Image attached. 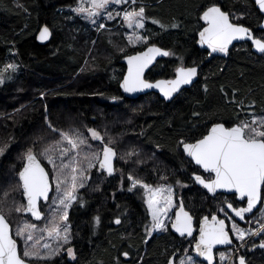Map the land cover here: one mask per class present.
I'll list each match as a JSON object with an SVG mask.
<instances>
[{
    "label": "trees",
    "instance_id": "obj_1",
    "mask_svg": "<svg viewBox=\"0 0 264 264\" xmlns=\"http://www.w3.org/2000/svg\"><path fill=\"white\" fill-rule=\"evenodd\" d=\"M76 2L0 0V70L9 61L17 66L15 70L2 68L4 83L0 84V147L7 145L0 155V211L11 219L3 203L11 209L13 204L1 198L6 196L13 203L17 198L21 203L24 200L18 172L29 148L47 166L55 182V173L42 153L61 135L49 133L45 116L56 125L71 121L58 127L76 126L78 134L94 129L104 137L103 143L111 141L110 146L118 151L116 174L109 176L96 166L98 174L93 178L90 172L88 184L78 190V199L69 208V244L76 259L63 255L51 261L32 258L31 262L167 264L172 255L177 257L182 251L186 240L169 228L151 234L144 190L137 186L129 191L128 176L132 172L152 185L162 181L187 185L182 199L197 219L223 215L220 209H226L225 200L235 206L243 204L236 196L212 197L197 186L192 174L203 172L185 156L180 141L199 139L217 122L232 126L241 119L250 120V113L264 114V55H257L250 42H243L233 47L228 57L205 62L208 53L196 44L203 27L200 17L211 4L220 5L233 22L250 27L260 38L264 37L259 27L263 16L253 0H136L135 4L128 0L127 6H143L147 17L144 33L149 42L133 47L125 33L123 37L112 36L109 30L113 29L98 30L82 24L81 17L67 10ZM153 19L165 28L152 23ZM117 22L119 18L110 24ZM44 24L52 29L47 44L37 41ZM174 24L177 27H172ZM119 28L125 31L123 26ZM148 44H158L175 55L160 60L147 78H173L182 57L183 64L201 65L199 80L171 102L157 93L137 100L126 98L120 88L126 70L123 58ZM91 142V152L102 149L101 141ZM141 151L142 164L137 159ZM53 191L51 197L56 195ZM97 215L99 226L94 221ZM256 215L249 224L254 226L258 221ZM47 216L40 223L24 218L43 226ZM117 218L120 224L115 223ZM234 241L238 247L236 237ZM244 252L240 253L246 255L248 264H264L263 250Z\"/></svg>",
    "mask_w": 264,
    "mask_h": 264
},
{
    "label": "snow or ice",
    "instance_id": "obj_2",
    "mask_svg": "<svg viewBox=\"0 0 264 264\" xmlns=\"http://www.w3.org/2000/svg\"><path fill=\"white\" fill-rule=\"evenodd\" d=\"M128 0H87L89 7H84L85 0H81L80 6L74 9L77 13H87V18L91 19L100 14L101 10H107L110 4H125ZM135 4L136 0H132ZM259 6V10L264 12V0H255ZM127 27L133 29L132 35L128 37L129 43L143 42L147 43L148 37L137 34L136 29H144L145 8H133L131 11L125 9L123 13L116 12L115 16L112 12H107V18L113 20L116 16H121ZM206 27L199 32V44L207 46L211 53L221 52L227 53L228 47L234 40L249 39L258 49L264 53V37L256 39L253 37L249 28L232 22L229 13L222 11L221 7L216 4H211L206 7L200 17ZM95 23V20H92ZM152 23L160 24L161 28L165 25L160 21L153 19ZM105 27L100 24L99 28ZM177 27V25H172ZM51 36V32L47 26L43 27L39 34L41 41L47 40ZM175 55L165 51L155 45L148 46L145 51L137 52L134 55H127V74L123 77L121 87L126 93H136L145 89H159L163 98L171 100L174 94L181 91L182 86L193 83L197 76V67H185L183 58L181 63L175 69V78L167 80H156L154 83L145 79V70L153 64L157 56ZM195 63V62H194ZM16 65L8 64L4 71L9 68L15 70ZM4 83L3 73L0 72V84ZM113 99H116L115 97ZM198 115V114H196ZM251 119H241L230 127H226L224 123H214L207 134H203L195 142L180 141L183 146V151L188 157L200 166L208 177L193 173L195 182L202 185L209 193L215 194L217 189H226L232 192L233 196L238 194L241 202L246 199V207H233V203H227V207L231 209L236 217L241 220L245 218V213H251L258 204L262 202V190H264V116H256L249 114ZM51 127V125H50ZM55 130V129H54ZM92 139L99 140L103 143L104 137L94 129H89ZM62 141H66L69 147L60 149V156H66L69 151L76 150V156L80 155L79 149L81 145L86 144V138L80 134L69 135L68 133H60ZM61 143L60 141L57 142ZM111 141L103 143L102 149L92 151L84 156L88 162V168L91 169L98 165L100 170H104L108 175L114 172L113 158L116 156L115 150L110 147ZM5 147H0V155H3ZM55 151L53 148H46L44 155L48 163L52 165V171L55 173V192L56 197L53 200L55 204L58 201V207L52 215V219L45 228L40 229L41 233L47 232L49 238L56 240L57 247L52 248L48 243L43 244L44 249H49L45 254L39 251V240L34 237V232L37 231V225L34 223L25 222L22 226H17L15 233L12 232L10 224L5 215L0 212V264H31V259L51 261L56 255H59L62 244L69 243L68 209L73 202L78 199V189L85 186L84 180L90 177L85 175V170L79 167L80 161L73 158L68 164L61 160L60 165L56 164V160L50 154ZM25 163L22 169L18 172L20 187L22 194L27 198V204H20L15 207L16 212H29L37 220H40L43 213L40 210V201L49 200V192L52 190V185L49 181V173L45 167L41 165L32 148H29L24 154ZM73 164L75 166H73ZM71 168L70 172L66 170ZM131 181L132 191L140 186L144 190L148 211L151 214V228L164 229L166 227L164 218L168 216L169 211L174 207L173 194L171 187H152L144 183L142 180L135 179L131 175L128 176ZM220 211H224L223 208ZM227 219L232 217L224 212ZM175 220L172 223V228L175 229L181 236H193V217L185 210L184 204L181 201L178 210L174 213ZM95 225L99 226L101 220L97 215L94 217ZM116 224H120V219L115 220ZM199 239L195 243V251L199 257H203L208 264H212L214 259L213 249L216 245H230L232 239L229 236V231H226L224 219H217L215 215L209 218L205 216L202 221H199ZM147 229V225L145 226ZM231 231L236 234V238L243 241L245 238V230L240 228L235 222L231 225ZM264 232V225L261 229L252 233L258 235ZM20 238L23 244L18 242ZM195 239V237H193ZM31 242V243H29ZM264 248V242L260 244ZM67 255L73 260L76 259V254L73 248H67ZM128 255L127 252L124 253ZM220 257L224 259V253H220ZM169 264H172L170 261ZM180 264H197V261L188 256L181 260ZM202 264V262H201ZM239 264H245V258H239Z\"/></svg>",
    "mask_w": 264,
    "mask_h": 264
},
{
    "label": "rangeland",
    "instance_id": "obj_3",
    "mask_svg": "<svg viewBox=\"0 0 264 264\" xmlns=\"http://www.w3.org/2000/svg\"><path fill=\"white\" fill-rule=\"evenodd\" d=\"M80 4H81V0H77L76 4L74 6L68 7L67 10L71 11L75 16L81 17L83 19L81 21L82 24H84V25H86L88 27H97L98 30L113 29V30H109L111 32L112 36L115 35V34H119L120 36L123 37V33H125V36L128 39V37L130 35H132L133 29H130V28L127 27V24L123 21L122 15L121 16H116V18H119V22H117L116 24H110L116 18L113 19V20H109L107 18V12L110 11L115 16L116 12H121V14H122L125 9L131 11L134 8L132 5H128L127 6V3L120 4V5L110 4L109 7L107 8V10H101L99 15L94 16L91 19H89V18H87V13H77V12L74 11V9L77 8L78 6H80ZM89 6L90 5L87 3V0H85L84 7H89ZM92 20H95V23H93ZM100 24H104L105 27L99 28ZM121 26H123L125 28L124 32L122 31V28H119ZM135 31L137 32V34H139L141 36L148 37V35L144 33V29H136ZM148 42H149V37H148L147 43ZM130 44L133 45V47H134L136 45L143 44V42L130 43ZM8 64H10V61L8 63H6V65H8ZM2 68H5V65H3ZM2 68H1L0 72H2ZM261 116H264V114L261 115ZM45 120H46L45 124L47 125V127H50V125H51L49 133H51L52 135L55 134L54 137H56V135H60L61 132L68 133L69 135L77 134L76 126L70 127V128H65V129L58 127V126H68L69 125L68 123L71 122V121L66 122L67 124H64V125H56V124L52 123V121L50 120V118L48 116H45ZM80 135L83 138H86V144L80 146V149H79L80 155L78 157L76 156V150H71V151H69V153L66 156L61 157L60 156V149L64 148V147H69V146L67 145L66 141H62V138L58 140V141L61 142V143L58 144L57 143L58 141H55L54 137H53L54 140H53V144H52L53 147L52 148L55 149V151L51 152L50 154L56 160V164L58 166L60 165L61 160H63V163H65V164H68L70 161L73 160V158H75L76 160H79L80 161L79 167L85 170V175L88 176V175H90V172H92V175H93V178H94V176L98 174V173H96L98 168H99L98 165H97L98 168L97 167H93V168L89 169L88 168V162H87V160L84 159L85 154H87L88 152L91 153L90 150H92L93 147H94V145L91 142V139H92L91 133L90 132L89 133L87 132L85 134L80 133ZM141 153H142V151L139 152L138 156H137L138 161H141L140 164L144 163V161H142V159H141ZM44 159L48 163V160H47V158L45 156H44ZM49 165L52 167L51 164H49ZM73 166H75V165L73 164ZM122 167H124V164H122ZM70 169L71 168L67 169L66 171L70 172ZM130 175L133 178H135V179L139 178L137 176H134V174L132 172H131ZM206 175H208V174H206ZM84 184H85V186L88 184V179L84 180ZM149 185H151L154 188L157 187V186H161V187H165V188L171 187L172 194H173V204H174V207L169 211L168 216L164 218L165 225H166V227L164 229H152L151 228V214L149 212L151 234L158 235L161 232H164L167 228H169L170 231H171L170 226H171V224L174 221V217H175L174 213H175V210H176L177 206L179 205V198H183V190L186 189L187 185L179 184L178 186H176L174 184H170V183H167L165 181H162V182L158 183L157 185H154V184L153 185L149 184ZM79 189H81V188H79ZM54 190H55V182H54ZM52 196H53V194H52ZM55 197H56V195L54 197H51V199L48 201L49 202L48 204L47 203L46 204H42V210H44V213H46L45 215H48V216H47V218H46V220L44 222V225L43 226L37 225V231L34 232V237L39 240L38 247H39V251L42 252V255L49 251V249H44L43 248V244L48 243L49 245H51L52 248H56L57 247V243H58L56 240H54L52 238H49L48 235H47V232L41 233L39 231L41 228H45V226L50 223V221L52 219V215H53V213L55 212V210L58 207V201L55 204L53 203V200L55 199ZM23 198H24V196H23ZM2 200L4 202H8L9 204H13V207L11 209V208H9L7 203H3L4 206H5V209L10 213L11 219L7 215H5L4 213L3 214L8 219V221L11 223L14 233H15V230H16L18 225L22 226L25 222L30 223L26 219L27 218H31V217L25 215L27 218H24V214H22L23 213L22 211L21 212H16L14 210L15 207L19 206L20 204L26 205L25 200H23V202L21 203L19 201V198H17L16 202L13 203V201L9 202L7 200L6 196L1 198V201ZM1 204H2V202H1ZM44 206L46 207V209H44ZM224 212L228 213V211L226 209H224L223 215H224ZM20 213L23 216H21ZM68 214H69V209H68ZM228 215H229V213H228ZM230 217H232V216H230ZM44 219H45V217L41 221H43ZM199 219L200 218L196 219L197 231H196V234L194 236L195 239H193V238L189 239L188 237L182 238V239L186 240V243H183L185 247L183 249H181L182 251H180V253L177 252L176 264H180V261L186 259V257H188V256L193 257L197 261V264H201L202 261L198 260L192 253L193 243L196 240V235L199 232V230H198ZM256 219L260 223V225L257 226V227H253V225L251 223L249 225H244V226H239L238 225L240 228L245 230V238H244V240L241 241V240L237 239V241L239 242L238 247L224 248V249L217 250V252H216V254H217V264H236L235 261L237 259L238 250L240 248H242L243 246H246L250 242L251 238L254 236L252 233L258 232L261 229V226L264 225V201L262 202V207L260 208V210L258 211V213L256 215ZM34 222L40 223L39 221H34ZM233 222H235V219H233V217H232V219L230 220V226L232 225ZM69 231H70V229H69ZM234 236L236 237L235 233H234ZM70 238H71V236H70V233H69V243H70ZM20 241H22V240H20ZM22 243H23V241H22ZM29 243H31V242H29ZM59 243L62 244V247L60 249L59 255H56L54 258H59V257H61L63 255H66V258H68L70 260H73L71 257H69L67 255V251H66L67 248H69V247L73 248V247L70 246L69 243L63 244L62 241H60ZM221 252L224 253V259L223 260L220 257V253ZM178 254H179V256H178ZM202 264H205V263L202 262Z\"/></svg>",
    "mask_w": 264,
    "mask_h": 264
},
{
    "label": "water",
    "instance_id": "obj_4",
    "mask_svg": "<svg viewBox=\"0 0 264 264\" xmlns=\"http://www.w3.org/2000/svg\"><path fill=\"white\" fill-rule=\"evenodd\" d=\"M253 1H254V3H255V0H253ZM255 4H256V3H255ZM216 5H217V4H216ZM217 6L221 7L220 5H217ZM256 6H257V8L259 9V6H258L257 4H256ZM205 10H206V9H205ZM221 10H222V11H225V12H227V13H229L228 11L224 10L222 7H221ZM259 11H260V10H259ZM202 13H203V12H202ZM260 13H261L262 16H263V19H262V22H261V24H260L259 27H260V29L264 30V12H261V11H260ZM229 15H230V13H229ZM201 16H202V15H201ZM230 19H232V18H231V15H230ZM201 21H202V23H203V27H206L207 25L205 24V22H204L202 19H201ZM232 22H233V21H232ZM233 23H236V22H233ZM236 24H239V25H242V26H244V27L249 28V29L251 30L252 35H253L254 38H256V39H259V38H260V37L255 36V33H254L253 29H251L250 27H248V26H246V25H243V24H240V23H236ZM45 26H47V27L49 28V30H50V32H51V36H50L47 40L41 41L38 37H39L40 31H41L42 28L45 27ZM203 27L201 28L200 31L203 30ZM200 31H199V32H200ZM199 32H198V35H197V41H196V44H197V46L200 47L201 49L207 51L208 54H207V57H206V59H205V62H208V61H210V60H212L213 58L218 57V56H220V57H228V55H229V53H230V50H231L233 47H235L237 44H240V43H243V42H250V43H251V48H252L253 52H255L257 55H264V53H261V52L258 51V49L255 47V45L252 43V40H249V39H247V38H245V39H240V40H234V41L232 42V44L229 45L227 53L216 52V53H211V55H209V53L211 52V50L208 49L206 45H205V46H202V45H200L199 42H198V41H199ZM51 38H52V29L50 28V26L47 25V24L42 25V26L40 27V29L38 30V33H37V41H38L39 43H41V44H47V43L51 40ZM152 45H155L156 47H159V48H161V49H163V50H165V51H169V52H170L169 49H166V48H164V47H161V46L158 45V44H148V45H146V47H145L144 49H142V50H140V51H145L146 48H147L148 46H152ZM140 51H138V52H140ZM136 53H137V52L132 53V54H128V55H134V54H136ZM126 56H127V55H126ZM126 56H124V58H123V62H124V64H125V66H126V70H125L124 76L127 74V60H126ZM166 57H168V56H157V57H156V59L154 60L153 64L150 65L149 68L145 70V79H147V80H149L150 82H153V83H154L156 80H167V79H174V78H175V76H174L173 78H156V79H152V80L149 79V78H147L148 73H149V72H150V71H151V70H152V69L158 64V62H159L160 60H162V59H164V58H166ZM183 65H184L185 67H197V76L194 78L192 84L182 86L181 91H183V90L186 89V88H190L193 84H195V83L199 80L200 70H201V65H187V64H183ZM124 76H123V77H124ZM122 80H123V78H122ZM122 80H121V82H120V88H121V91H122V93L124 94V96H125L126 98L130 99V100H137V99H139L141 96H143V95H147V94H149V93H157V94H159L160 97H161L162 99H164L165 101H167V102H171V101H173V100H174V99H175V98L181 93V91H180V93H178V94H174V95H173V98H172L171 100H167V99L163 98V95H162V93H160L159 89H145V90H143V91L136 92V93H126V92H124L123 88L121 87ZM217 123H223V122H217ZM224 124H225V123H224ZM212 125H213V124H212ZM212 125H211V126H212ZM225 126H226V127H230V126H227L226 124H225ZM210 128H211V127H210ZM210 128H209V129H210ZM206 134H207V133H206ZM193 142H195V141H193ZM109 146H110V145H109ZM110 147H112V146H110ZM112 148L115 150V152H116V156L113 158V161H112V163H113V168H114V172H113L112 175H109V176H114V175H115V171H116V161H117V158H118V152H117V150H116L114 147H112ZM181 149H182V151H183V146H182V145H181ZM183 153L185 154V156H186L187 158H189V159L191 160V158L188 157L187 153H185L184 151H183ZM36 156H37V154H36ZM37 159L40 160L41 165H42L43 167H45V170L49 173V181H50V184L52 185V190L49 192V200H50V198H51V196H52V193H53V189H54L53 181H52V176H51V174H50V172H49L47 166L42 162V160H41L38 156H37ZM191 161H192V160H191ZM25 162H26V161H25ZM25 162H24V163H25ZM192 162H193L194 165H196L194 161H192ZM196 166H198V165H196ZM198 167L201 169V171H202L203 173L208 174V173H206V172H205L200 166H198ZM101 171L107 173V172L104 171V170H101ZM107 174H108V173H107ZM195 174H197V175H202L203 177H205L204 174L199 173V172H196ZM205 178H206V177H205ZM192 179H193L194 183H195L197 186L201 187L204 191H206V192H207L210 196H212V197H216L218 194H224V195H226V196L233 195L232 192H229V191L226 190V189H217V191H216L215 194L209 193V192L207 191V189H205L202 185H200L198 182H195L193 174H192ZM235 196H236V199H237L238 201H240V200H239V196H238V194H236ZM263 199H264V195H263V190H262V202H263ZM24 200H25V202H26V204H27V198H26V197H24ZM49 200H48V201H49ZM48 201H44L43 199H41V201H40V210H41V212L43 213V216H42V218H41L40 220H37V219H36L35 217H33V216L31 215V213H29V212H24V211H23V214L26 215V216L31 217L34 221H41V220L45 217V213H44V211L42 210V204H46V203H48ZM181 201H182L183 204H184L185 210L188 211L189 214L192 215V217H193V228H194L193 236H187V234H185L184 236H181L178 232L175 231L174 228H172V226H170V228H171V231H172L175 235H177L178 237H180V238L188 237L189 239H192V238L195 236L196 231H197V227H196V217L191 213L190 210L187 209V207H186V205H185V203H184V201H183L182 199H180V202H181ZM180 202H179V204H180ZM240 202H241V201H240ZM243 202H245L244 205H241V206H235V205L233 204V207H236V208H239V207H246V206H247V205H246V199H245V201H243ZM262 202L256 206V208L253 210V212H251V213H245V218H244L243 220H241L239 217H236V216H235V213H234L231 209H229V208L227 207V203H226V210L228 211V213H229V214H230V215H231V216H232L237 222H239V223H241V224H245V223L247 222V219H248L249 217L253 216V215L258 211V209H259V208L261 207V205H262ZM230 203H232V202H230ZM178 206H179V205H178ZM178 206H177L175 212L178 210ZM213 215H215V216L217 217V219H224V220H225L226 231H229V236H230V238L232 239V243H231L230 245H216V246L214 247V249H213L214 259H213L212 264H217V254H216L217 250H219V249H224V248H231V247H234V246L236 245V243H235V241H234V237H233L234 235H233V233H232V231H231V229H230V223H229V221H228L225 217H222V216H220V215L217 214V213H215V214H213ZM213 215H211V216H210V215H204L203 217H201V218L199 219V221H202L203 218H204L205 216H207V217L209 218V221L211 222V217H212ZM6 219H7V218H6ZM7 220H8V219H7ZM174 220H175V217H174ZM8 222H9V221H8ZM173 222H174V221H173ZM9 224H10V228H11V230H12V232H13L12 225H11L10 222H9ZM171 225H172V224H171ZM198 230H199V226H198ZM198 239H199V232H198V234L196 235V240H198ZM196 240H195L194 243H193V250H192V253H193V255H194L198 260L202 261V262L205 263V264H208V262H207L206 260H204L203 257H199L198 254L196 253V251H195V243H196ZM241 256H243V257L245 258V264H248V258H247L246 256H244V255H240V256H238V258H237V264H239V258H240ZM125 257L127 258L128 255L125 256ZM170 261L172 262V264H176V255H175V254L172 255V256L169 258L167 264H169ZM31 264H40V263H33V262H31Z\"/></svg>",
    "mask_w": 264,
    "mask_h": 264
},
{
    "label": "flooded vegetation",
    "instance_id": "obj_5",
    "mask_svg": "<svg viewBox=\"0 0 264 264\" xmlns=\"http://www.w3.org/2000/svg\"><path fill=\"white\" fill-rule=\"evenodd\" d=\"M226 196V195H225ZM229 196H233V195H229ZM180 199H182V198H179V202H180ZM183 200V199H182ZM243 204L242 205H244L245 204V202H242ZM241 206V205H240ZM261 207H262V205H261ZM260 207V208H261ZM260 208L258 209V211L260 210ZM258 211L253 215V216H251V217H249L248 218V221L245 223V224H241V223H239V222H237L236 220H235V222L239 225V226H244V225H246L247 223V225H249V222L251 221V219L258 213ZM211 216V215H210ZM220 216H224L225 217V215H220ZM229 216H231L230 214H229ZM226 218V217H225ZM197 219V218H196ZM227 219V218H226ZM229 222H230V220L229 219H227ZM260 225V223H259V221H256L255 222V224H254V226L253 227H257V226H259ZM199 226V225H198ZM196 227H197V225H196ZM230 229H231V226H230ZM262 242H264V232H260L258 235H254L252 238H251V240H250V242H249V245H247V246H243L242 248H238L239 250H238V255H237V257L239 256V255H244V256H246L245 254H243V253H239V252H243V250L244 251H246V252H244V253H251V252H257V251H260V250H263L264 251V248H261L260 247V244L262 243ZM237 260V259H236Z\"/></svg>",
    "mask_w": 264,
    "mask_h": 264
},
{
    "label": "bare ground",
    "instance_id": "obj_6",
    "mask_svg": "<svg viewBox=\"0 0 264 264\" xmlns=\"http://www.w3.org/2000/svg\"><path fill=\"white\" fill-rule=\"evenodd\" d=\"M132 54V53H131Z\"/></svg>",
    "mask_w": 264,
    "mask_h": 264
}]
</instances>
